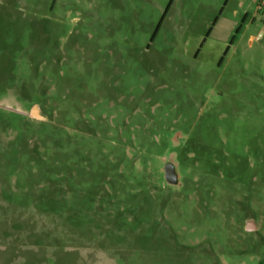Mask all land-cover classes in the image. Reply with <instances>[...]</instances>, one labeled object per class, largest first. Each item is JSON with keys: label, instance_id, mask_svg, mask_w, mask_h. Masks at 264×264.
I'll return each instance as SVG.
<instances>
[{"label": "rangeland", "instance_id": "1", "mask_svg": "<svg viewBox=\"0 0 264 264\" xmlns=\"http://www.w3.org/2000/svg\"><path fill=\"white\" fill-rule=\"evenodd\" d=\"M0 264H264V0H0Z\"/></svg>", "mask_w": 264, "mask_h": 264}, {"label": "water", "instance_id": "2", "mask_svg": "<svg viewBox=\"0 0 264 264\" xmlns=\"http://www.w3.org/2000/svg\"><path fill=\"white\" fill-rule=\"evenodd\" d=\"M32 115H34L35 117H43L40 115L39 111L35 107L32 110ZM164 172L168 184L173 185L178 182V175L172 163H166ZM249 229H252V226H250Z\"/></svg>", "mask_w": 264, "mask_h": 264}, {"label": "trees", "instance_id": "3", "mask_svg": "<svg viewBox=\"0 0 264 264\" xmlns=\"http://www.w3.org/2000/svg\"><path fill=\"white\" fill-rule=\"evenodd\" d=\"M165 16V15H164ZM164 18V17H163Z\"/></svg>", "mask_w": 264, "mask_h": 264}]
</instances>
